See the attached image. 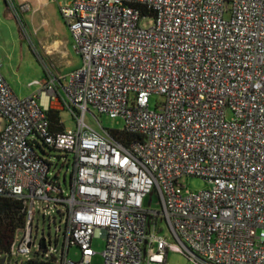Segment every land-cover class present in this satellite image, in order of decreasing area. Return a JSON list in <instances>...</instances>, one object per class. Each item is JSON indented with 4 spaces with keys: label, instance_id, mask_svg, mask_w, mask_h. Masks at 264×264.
Instances as JSON below:
<instances>
[{
    "label": "built area",
    "instance_id": "2783aa9c",
    "mask_svg": "<svg viewBox=\"0 0 264 264\" xmlns=\"http://www.w3.org/2000/svg\"><path fill=\"white\" fill-rule=\"evenodd\" d=\"M60 14L78 69L25 99L0 71V197L26 217L10 257L30 254L42 203L66 226L48 264H91L95 239L104 264H168L172 247L196 264H264V0H74ZM65 110L77 129L56 131L49 113ZM90 110L122 118L129 141L90 128ZM47 151L73 168L68 195ZM185 177L208 188L189 191Z\"/></svg>",
    "mask_w": 264,
    "mask_h": 264
},
{
    "label": "rangeland",
    "instance_id": "374dc122",
    "mask_svg": "<svg viewBox=\"0 0 264 264\" xmlns=\"http://www.w3.org/2000/svg\"><path fill=\"white\" fill-rule=\"evenodd\" d=\"M0 71L10 85L14 94L20 98H29L35 93L39 92L41 87L36 84L37 81L42 82L48 78L49 75L65 76L70 71L67 65H61L59 58L48 57L41 49L40 42H44L46 28L40 27L38 32L34 31L30 18L33 12H22L20 9L13 10V17L6 16V6L3 0H0ZM28 10V6L23 8ZM51 18L49 20L50 29L56 28L60 30H67L64 20L57 13L54 5H51ZM41 15H36L33 20L35 27L39 26ZM27 22V23H26ZM155 20L152 17L142 19L140 27L143 29H150L154 26ZM49 29V30H50ZM73 37V36H72ZM74 39V38H73ZM75 43V39H74ZM80 56L74 53L75 64L79 63ZM81 66V65H80ZM163 101V97L154 95L150 100V107L154 110L158 104ZM60 119L66 130L77 129V122L72 111L65 110L60 112ZM85 121L87 125L96 130L101 131L102 128L113 131L114 133L121 132L125 128V122L122 118H111L108 115H99L97 112L90 110L86 115ZM3 119L0 118V130L3 129ZM39 154L42 155L41 151ZM47 156H51V161L58 164V169H61V184L65 194H69V178L72 172V166L62 168V155L56 152L47 151ZM69 160H73L72 156ZM72 164V163H71ZM67 174L66 184L63 181V175ZM182 184L189 190L194 192L204 191L208 188V183L200 178L185 177ZM153 209L160 208L153 205ZM58 209H63L59 207ZM35 216L33 223V241L34 245L28 256H21L13 254L12 258L7 256L5 264H40L52 263V253L57 260H60L62 248L64 245L65 233V216H62L54 206L45 208L42 203L35 205ZM50 215V216H49ZM45 216V217H44ZM162 232L161 235L166 237L170 244L178 245L174 235L171 233L166 223H160ZM22 234L18 235L15 244V252L21 241ZM47 241V250L40 249L41 241ZM93 249L96 252L91 260V264H104L103 251L105 249V240L95 239ZM49 255L50 257H47ZM69 257L75 260L80 258V250L71 249ZM6 256H0V260ZM168 264H196L190 261L184 254L172 247L168 251Z\"/></svg>",
    "mask_w": 264,
    "mask_h": 264
},
{
    "label": "crops",
    "instance_id": "0c3cea01",
    "mask_svg": "<svg viewBox=\"0 0 264 264\" xmlns=\"http://www.w3.org/2000/svg\"><path fill=\"white\" fill-rule=\"evenodd\" d=\"M6 6V16L13 17V10L20 9L22 12L28 13L33 12L34 17L36 15H41L39 26L35 27V21L33 16L30 18L34 31L38 32L40 27L46 28V36L44 42H40L41 49L46 56L57 57L61 65H67L70 69L67 74L78 69L81 65V57L79 58V63L75 64L74 53H77L75 48L74 39L67 26V30H60L59 28H51L49 20L51 18L50 11L48 8L54 5L57 13L60 14V8L62 5L70 3L74 0H3ZM28 6V10L23 8ZM1 7V2H0ZM62 18V16H61ZM63 19V18H62ZM27 23V22H26ZM50 29V30H49ZM80 56V55H79ZM50 76V75H49ZM48 76V77H49ZM46 80V79H45ZM38 93V92H37ZM36 94V93H35ZM43 101L46 102L47 99L44 97ZM64 126V125H63ZM65 129V127H64Z\"/></svg>",
    "mask_w": 264,
    "mask_h": 264
},
{
    "label": "trees",
    "instance_id": "16d2710c",
    "mask_svg": "<svg viewBox=\"0 0 264 264\" xmlns=\"http://www.w3.org/2000/svg\"><path fill=\"white\" fill-rule=\"evenodd\" d=\"M49 117L56 131L64 130V126L59 124L60 113L50 112ZM115 137L123 143L130 139L123 131L115 133ZM25 223L23 203L13 198L0 197V256H11L17 234Z\"/></svg>",
    "mask_w": 264,
    "mask_h": 264
},
{
    "label": "water",
    "instance_id": "95a60500",
    "mask_svg": "<svg viewBox=\"0 0 264 264\" xmlns=\"http://www.w3.org/2000/svg\"><path fill=\"white\" fill-rule=\"evenodd\" d=\"M43 247H45V241L43 240ZM7 261V258H3L0 260V264H5Z\"/></svg>",
    "mask_w": 264,
    "mask_h": 264
}]
</instances>
